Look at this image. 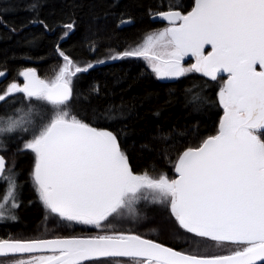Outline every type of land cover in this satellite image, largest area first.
Returning a JSON list of instances; mask_svg holds the SVG:
<instances>
[{"label": "snow or ice", "instance_id": "obj_1", "mask_svg": "<svg viewBox=\"0 0 264 264\" xmlns=\"http://www.w3.org/2000/svg\"><path fill=\"white\" fill-rule=\"evenodd\" d=\"M29 7L36 13L40 0ZM157 15L170 26L111 58L143 57L159 78L197 72L216 80L227 74L219 90L224 110L219 130L179 156L175 179L136 174L113 132L67 110L73 77L92 64L76 66L61 52L65 63L54 79L24 69L19 73L24 83L12 82L0 93V101L22 93L54 106L47 123L23 146L35 153L31 177L51 213L101 227L114 214L136 215L141 200L167 203L181 228L231 242L237 250L224 256L191 255L141 235L112 232L89 238L0 239V256H27L14 264H84L112 257L130 258L135 264H264V0H194L186 13ZM73 27L64 25V35ZM188 56L195 62L185 67ZM19 124L9 118L0 132H11ZM5 166L0 156V181L7 185L0 197V218L6 206L19 207L16 174L11 169L5 174Z\"/></svg>", "mask_w": 264, "mask_h": 264}, {"label": "trees", "instance_id": "obj_2", "mask_svg": "<svg viewBox=\"0 0 264 264\" xmlns=\"http://www.w3.org/2000/svg\"><path fill=\"white\" fill-rule=\"evenodd\" d=\"M32 2L0 0V72L6 74L1 89L12 82L21 84L19 73L31 67L37 68L42 78L54 79L65 63L61 52L76 66L92 64L88 71L73 77L67 110L86 123L113 132L137 172L170 174L184 151L217 134L223 114L219 90L227 76L212 80L189 72L177 79L161 80L143 57L111 58L141 45L148 33L166 26L152 20V15L169 9L186 13L194 0H40L36 13L30 10ZM68 23L74 27L65 36L64 25ZM97 88L98 92L94 91ZM193 96L199 99L193 100ZM25 111L53 114L54 106L30 100L22 93L0 103V117ZM18 140L8 135L0 152L16 168L22 165L23 180L28 160H35V155L18 145ZM27 188L25 183L26 202L30 200ZM20 215V223L31 229L42 212L35 204H26ZM20 223L0 231L15 230ZM167 226L166 241L175 242L170 235L173 232L180 244L190 242L170 211ZM209 251H214L209 256L232 252L211 247Z\"/></svg>", "mask_w": 264, "mask_h": 264}, {"label": "flooded vegetation", "instance_id": "obj_3", "mask_svg": "<svg viewBox=\"0 0 264 264\" xmlns=\"http://www.w3.org/2000/svg\"><path fill=\"white\" fill-rule=\"evenodd\" d=\"M206 51H209V49H206ZM194 62L195 59L193 57H190L188 59L185 57L183 61L184 65L186 64L191 65ZM8 135L11 136V139L12 138L19 139L18 145H23V146L24 143L27 142L25 140H29L32 138V136L23 137L18 134H14V135L8 134ZM34 164H35V160H28V167L26 168L24 179L22 180L19 171L22 168V165L20 166V168H16V164L14 165L11 162V160L7 158L5 174H7L9 169L14 171L16 174V184H17L16 198L19 207L10 209L6 206L5 217L0 218V228L8 227V225L12 223L13 224L20 223L22 221L20 215V209L23 205L26 204L27 205L35 204L37 207H39L42 212L41 218L37 221V223H35L34 226L31 227V229L24 228V224L20 223L18 228H16L15 230H10L9 232L0 231V239H56V238H72V237L89 238L97 235L110 234L112 232H127V233H134L137 235H141L146 239H150L159 242L163 245L170 246L181 252L204 256L197 254L198 252H196L199 251L198 247H196L197 241H195L194 244L192 243L193 245L190 244L191 241L184 243L181 242L180 244V239L178 238V235L173 232L170 235L171 238L175 240V242L166 241V237L169 233L167 226V214L168 211L171 212L170 206L167 203L149 202L144 200L139 201L136 205V209L141 211L142 215L141 217H139L140 222L138 223L122 222V218L120 216H124L125 212H122L121 214H114L112 217H109V219L105 221V223H102L101 227H97L95 225L83 224L75 221H67V220L60 221V219L62 218L56 214L51 213L39 199V195L35 189V185L31 177ZM133 171L136 174H143V172H137L134 169ZM148 174L153 176L154 178H158L160 175H167L169 179H175L177 176L175 172V167L170 174L164 171H160L159 173H155V174H150V173ZM25 183L27 184L28 187L27 189L30 193V200L27 202L24 199V195H23L24 194L23 192L25 190L24 189ZM0 185H1L0 197H2L4 195L5 188L7 185L3 181H0ZM163 215L165 216L164 219L162 217ZM11 217H14V219ZM173 219L177 228L180 229L182 232H185L189 236H195V237L197 236L181 228L174 216ZM200 238L209 240L210 243L206 246L207 249L212 247L213 243L216 242L211 238H205V237H200ZM39 254H50V253H36L34 255H39ZM13 257L16 258L20 256H10V255L1 256V258L3 259L13 258ZM21 258H27V256ZM84 264H135V261L131 260L130 258L112 257V258H98V259L86 261L84 262Z\"/></svg>", "mask_w": 264, "mask_h": 264}, {"label": "rangeland", "instance_id": "obj_4", "mask_svg": "<svg viewBox=\"0 0 264 264\" xmlns=\"http://www.w3.org/2000/svg\"><path fill=\"white\" fill-rule=\"evenodd\" d=\"M166 27H169V25L166 24V26L164 25L163 28L155 29L154 31L148 33L147 36L150 34L162 31ZM147 36H146V38H147ZM146 38L144 39L142 44L145 43ZM136 47H138V45ZM184 66L187 67L189 65L186 64ZM43 79L47 80L46 78H43ZM22 84H23V81H22L21 85ZM8 86L9 85H7L4 89H1L0 93H3L4 90ZM51 115L52 114L50 112H47V111H41L40 115L37 114L36 111L35 112L34 111H32V112H26L25 111V113H20V115L9 117L12 120L20 121V124L15 130H13L11 132H0V151L5 148L4 142H5V138L8 136V134H12V135L18 134V135L23 136V137L24 136H32V138H33V135L38 131V129L41 126H43V124L47 123V121H48V119H50ZM9 118L0 117V127H3L5 124V121L8 120ZM31 139L25 140V141H30ZM34 155H35V153H34ZM141 215H142V212L139 211L138 209H136V215H128L127 212H125L124 216H120V217L122 218V222H137L138 223V222H140L139 217H141ZM60 221H65V220L60 219ZM103 223H105V222H103ZM196 237L195 236H189V239L192 242L197 241L196 247H198V249L200 251V252L196 251V252H198L197 254L209 256V253L214 252V251H209L210 248L209 249L206 248V246L210 243L208 239H203V238H200L198 236H196ZM217 248L222 249V250H226V252H227V251L237 250L238 245H235L233 243L232 244H224V242H217L216 241L213 243V246L211 247V249L215 250ZM18 259H21V257H16V258L13 257V258H7V259L0 258V264H14V262Z\"/></svg>", "mask_w": 264, "mask_h": 264}, {"label": "water", "instance_id": "obj_5", "mask_svg": "<svg viewBox=\"0 0 264 264\" xmlns=\"http://www.w3.org/2000/svg\"><path fill=\"white\" fill-rule=\"evenodd\" d=\"M169 10H176V9H169ZM169 10H164V11H161V12H165V11H169ZM180 11V10H179ZM161 12H158V13H161ZM158 13H156V14H154V15H152V20H154V21H156V22H164V23H169L166 19H164L163 17H161V16H159V15H157ZM209 48V51L211 50L210 49V47H206V49H208ZM191 56H188V57H186L187 59L188 58H190ZM32 69H35L36 70V74L41 78V76H40V74H39V71L35 68V67H32ZM4 73V72H3ZM202 74V73H201ZM220 75H223V76H227V74L226 73H221ZM178 77H173V78H167V79H177ZM42 79V78H41ZM163 79H166V78H163ZM6 80V74L4 73V75L3 76H0V86H1V84L4 82ZM23 83H24V78H23ZM223 115H224V110H223V114H222V117H221V120H222V118H223ZM221 122V121H220ZM93 126V125H92ZM93 127H95V126H93ZM96 128H98V127H96ZM98 129H100V128H98ZM216 135V134H215ZM122 150V149H121ZM0 156H3L4 157V159H5V161H6V164H7V158L2 154V153H0ZM129 164H130V162H129ZM130 166H131V164H130ZM6 167V166H5ZM146 239V238H145ZM156 242V241H155ZM157 243H159V242H157ZM161 244V243H160ZM164 246H166V247H170V246H167V245H164ZM170 248H172V247H170ZM172 249H174V248H172ZM174 250H176V249H174ZM176 251H179V250H176ZM179 252H181V251H179ZM183 253H186V252H183ZM186 254H190V253H186ZM229 254H231V253H229ZM229 254H225V255H229ZM191 255H193V254H191ZM2 256H4V255H2ZM217 256H224V255H217ZM206 257H212V256H206Z\"/></svg>", "mask_w": 264, "mask_h": 264}]
</instances>
